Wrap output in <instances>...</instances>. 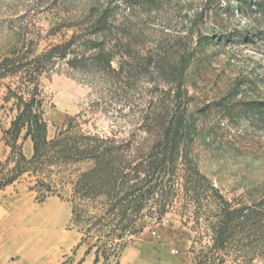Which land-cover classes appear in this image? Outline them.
Returning a JSON list of instances; mask_svg holds the SVG:
<instances>
[{"label":"rangeland","instance_id":"obj_1","mask_svg":"<svg viewBox=\"0 0 264 264\" xmlns=\"http://www.w3.org/2000/svg\"><path fill=\"white\" fill-rule=\"evenodd\" d=\"M123 2L0 0L2 52L22 33L34 37L40 51L46 50L67 40L73 30L86 28L93 11H115L111 39L113 44L121 39L126 46L123 54L115 51V72L99 67L74 70L63 61L51 77L42 80L49 137H55L74 117L91 133L114 134L123 140L144 135L141 121L147 113L165 115L171 108V99L162 92L164 79L158 63L170 69L180 55L191 54L194 58L184 88L201 129L194 146L201 172L228 197L264 185V119L245 116L239 110L248 102H264V11H255L260 3L264 7V0H152L144 1L140 8ZM240 6L244 12L239 11ZM149 59L154 63L148 68ZM120 63L125 69L118 73ZM10 122L0 112V128L7 129ZM2 146L4 161L10 149L4 141ZM24 149L30 158L31 141ZM34 182V177L25 175L1 193L0 203L15 197L29 202L33 210L20 211L18 220L34 227L36 248L39 241L46 240V225H63L62 231L75 232L81 242L82 234L71 221V203L58 197L40 202V195L31 190ZM185 221L178 211L168 214L162 223L129 242L121 256L129 246H138L140 255L156 264H195V234ZM80 242L61 264H80V255L88 250L87 245L78 247ZM206 242L207 238L203 244Z\"/></svg>","mask_w":264,"mask_h":264},{"label":"trees","instance_id":"obj_2","mask_svg":"<svg viewBox=\"0 0 264 264\" xmlns=\"http://www.w3.org/2000/svg\"><path fill=\"white\" fill-rule=\"evenodd\" d=\"M124 1L140 8L152 0ZM239 11L244 12L242 6ZM255 11L263 12V3ZM114 12L93 11L86 28L73 30L67 40L46 50L22 33L7 51H0V112L11 119L2 129L10 151L0 163V191L31 175V190L40 202L58 197L71 203L72 224L82 234L78 247L87 245L86 256L95 255L93 264H120L129 242L174 211L192 225L195 264H264V185L228 197L201 172L194 156L201 129L184 88L193 55H180L170 69L158 63L171 108L165 115L148 112L141 121L144 135L123 140L91 133L74 117L49 137L42 80L63 61L74 70L115 72V51L123 54L126 46L118 38L112 42ZM153 63L149 59L146 65ZM124 69L120 63L118 73ZM239 110L264 119V102H248ZM27 141L33 146L30 158ZM81 164L87 167L78 168Z\"/></svg>","mask_w":264,"mask_h":264},{"label":"crops","instance_id":"obj_3","mask_svg":"<svg viewBox=\"0 0 264 264\" xmlns=\"http://www.w3.org/2000/svg\"><path fill=\"white\" fill-rule=\"evenodd\" d=\"M2 139L3 133L0 128V163L4 157ZM6 189L0 191V195ZM23 200L15 197L0 203V264H61L62 260L77 247L80 237L75 232L62 231L60 227L63 225H46L44 227L46 240L39 241L36 248L34 227L19 224L20 211L26 210L28 213L33 210L29 202ZM47 216L50 219L49 212ZM140 254L138 246H129L120 264H156ZM82 259L83 264L94 263V256L92 254L86 256V251L80 255V260Z\"/></svg>","mask_w":264,"mask_h":264}]
</instances>
